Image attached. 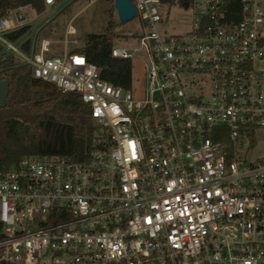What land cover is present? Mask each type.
<instances>
[{"label": "built area", "instance_id": "2783aa9c", "mask_svg": "<svg viewBox=\"0 0 264 264\" xmlns=\"http://www.w3.org/2000/svg\"><path fill=\"white\" fill-rule=\"evenodd\" d=\"M74 1L0 18V64L78 95L98 130L84 161L0 164V264H264V158L247 159L264 131V0H239L236 24L223 0H193L173 36L160 0H129L138 43L111 51L143 67L127 90L38 38Z\"/></svg>", "mask_w": 264, "mask_h": 264}, {"label": "trees", "instance_id": "16d2710c", "mask_svg": "<svg viewBox=\"0 0 264 264\" xmlns=\"http://www.w3.org/2000/svg\"><path fill=\"white\" fill-rule=\"evenodd\" d=\"M192 1L160 0L162 5L185 10ZM109 3L113 5V0ZM223 3L226 24L238 23L242 16L239 0H223ZM27 7L41 14L45 3L44 0H0V18ZM113 14L111 7L102 35L85 36L83 47L71 50V54L84 56L98 69L103 81L127 90L131 87L133 66L131 61L111 57L116 39ZM1 81L8 82L9 94L5 108L0 110V164L7 166L24 157L86 160L96 145L98 130L78 95L62 94L55 86L32 79L29 68L15 66L12 58L0 64Z\"/></svg>", "mask_w": 264, "mask_h": 264}, {"label": "rangeland", "instance_id": "374dc122", "mask_svg": "<svg viewBox=\"0 0 264 264\" xmlns=\"http://www.w3.org/2000/svg\"><path fill=\"white\" fill-rule=\"evenodd\" d=\"M89 0H75L68 4L50 23L41 30L38 38L54 42L52 55H62L65 49V41L68 42L67 50L80 49L84 45L87 35H102L105 32L108 11L113 8L109 0H97L89 7ZM28 9V7H27ZM160 14L163 18L160 25V33L164 36L181 35L191 28V12L178 6H162ZM113 19L116 23L114 33L116 39L113 47L118 49L132 48L138 43L141 34L140 24L136 18L128 23H118L116 12ZM75 29L76 35L65 36L68 24ZM76 41L74 45L72 42ZM132 68V80L136 87L144 84V70L140 63L134 62ZM264 158V131L257 132V139L247 159L255 163Z\"/></svg>", "mask_w": 264, "mask_h": 264}, {"label": "water", "instance_id": "95a60500", "mask_svg": "<svg viewBox=\"0 0 264 264\" xmlns=\"http://www.w3.org/2000/svg\"><path fill=\"white\" fill-rule=\"evenodd\" d=\"M187 8V6H186ZM113 9L116 12L119 23L125 24L135 16V10L129 0H113ZM9 94L7 81L0 82V110L5 108V101Z\"/></svg>", "mask_w": 264, "mask_h": 264}]
</instances>
